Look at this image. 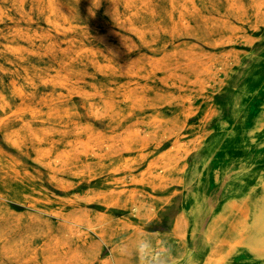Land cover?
I'll use <instances>...</instances> for the list:
<instances>
[{
  "label": "bare ground",
  "instance_id": "1",
  "mask_svg": "<svg viewBox=\"0 0 264 264\" xmlns=\"http://www.w3.org/2000/svg\"><path fill=\"white\" fill-rule=\"evenodd\" d=\"M108 1L113 9L117 6V0ZM161 1L168 2L170 6L165 11L161 9L156 11ZM247 1L249 2L246 3ZM17 2L20 7L22 0ZM156 2L157 6L150 0L124 2L128 12L119 18L122 24H129L152 52L161 53L162 56L155 61L140 56L136 62L134 61L136 66L148 71L143 76L147 81L145 85L136 89L128 86L97 93V97L102 100L101 103L97 107L89 105L88 109L106 123V130L98 131L92 125L84 126L75 122L74 110L67 107L60 96L43 97L37 83L39 75L30 68L25 67V74L22 73L26 86H19L14 78L10 90L0 89V131L10 145L22 152L33 149L37 154V160L49 168L52 177L57 170L54 168L55 164L62 165V172L80 174L94 163L95 167L90 170L89 177L101 178L102 187L107 189L105 193L99 194L95 201L102 202L109 209L119 207L139 216L143 215L145 205L137 202L135 196L128 190L127 184L129 181H137L132 178V171L137 161L136 158L131 157L132 154L136 152L137 158H144V148L148 145L140 137L137 129L141 128L139 127L141 115L150 108L153 114L147 121L153 125L167 122L169 136L173 135L175 138L171 149L160 154L139 180L144 188L165 195L160 201L164 205L168 203L170 205L175 192H168V182L176 172L183 173L188 163L185 161L180 169L172 164L177 161L176 153L185 147L181 143V136L188 126V119L196 114L195 111L185 108L187 98L183 92L198 88L205 76L208 78L215 76L214 59H207L208 56H203L202 51L199 53L201 56L197 57L189 54L193 48L187 43V38L196 37L205 44L218 48L235 41L236 34L231 32L233 18L251 21L254 23V28H259V22L264 24V0H156ZM32 4L44 13L46 21L60 33L81 30L80 32L90 37L93 35L92 31L88 27H79V23H100L81 0H32ZM159 28L169 37L166 42L159 43L154 36ZM102 37L109 39L114 38V35L106 33ZM76 44L77 41L66 40L68 49L64 50L66 54L61 55L63 64L58 74L53 77L46 76L43 81L54 87L71 86L73 73L68 68H72L75 60H83L89 56L84 48L75 50ZM114 49L120 50L121 58H127L122 47L116 46ZM169 49L170 52L167 51ZM10 51L20 56L19 61L14 62L24 64L26 56L23 55L22 48L12 46ZM6 60L10 59L6 58ZM106 62L114 77L118 68L113 62ZM158 71L162 72L159 79L156 76ZM140 73L132 72L131 81L139 80ZM169 86H174L176 91L173 92ZM166 104L174 108L171 118H167L162 111ZM102 108L104 109L101 110ZM219 115V109L208 105L202 126L205 127ZM224 127L225 121L219 122L217 126L206 129L203 138L212 139L216 128ZM257 127L264 129V118L259 120ZM219 144L212 147L210 141L205 144L203 139L198 138L187 150V156L192 150L198 152L204 149L205 161L208 164ZM231 157L232 153H230ZM156 166H160L159 175H153L152 170ZM180 175L176 182L189 186L195 172L190 169L189 172L186 171L185 177ZM0 179L6 191H9L12 185L28 188V185L24 184L23 165L20 159L8 156L2 149H0ZM259 187L262 193L258 192ZM243 190L245 193V188ZM248 190L242 198H233L225 202L221 212L210 223L206 238L211 252L205 264H227L229 259L241 249H245L256 258H264V179H261L257 185L250 186ZM6 197L7 193L0 191V201L4 202ZM46 201V195L32 197L29 207L39 210L40 207L46 206ZM0 205L2 223L9 216L10 209L5 208L3 203ZM73 213L60 212L58 218L65 226L86 224L89 228L95 229L101 239L113 245L111 258L105 259L103 264H164L165 260H162V256L165 254L157 253L143 243L142 235L138 234V226L130 222V219L116 222L112 215L106 214L100 216L98 223L93 225L88 214ZM44 216H28L31 222L43 223L47 227L48 239L44 240L46 242L40 250L27 251L22 246L4 245L1 257L7 258L11 264H75L79 254L77 251L67 249L66 234L72 237L79 235V232L73 228L60 231L61 228H55L52 220ZM140 219L146 221L149 217H140ZM189 224V215L183 209L176 217L173 233L187 241ZM119 230L122 232L118 233ZM194 234L195 230L192 236ZM84 244L89 249L95 245L90 237L85 238ZM189 252L187 244L180 257H184ZM172 258L175 256L171 253L168 260L170 264L173 262ZM198 260L197 257H191L187 264H199ZM168 261L166 264H169Z\"/></svg>",
  "mask_w": 264,
  "mask_h": 264
},
{
  "label": "rangeland",
  "instance_id": "2",
  "mask_svg": "<svg viewBox=\"0 0 264 264\" xmlns=\"http://www.w3.org/2000/svg\"><path fill=\"white\" fill-rule=\"evenodd\" d=\"M138 1L117 0V6L113 9L108 0H81L100 21L96 24L79 23V27H88L92 31L93 35L89 37L80 32L81 30L69 31L66 34L58 32L46 21L44 13L33 6L32 0H22L20 7L17 0H0V89L10 90L14 78L19 86H26L27 83H25L23 75L25 74L24 68H30L39 75L37 83L43 97L60 96L64 104L74 110L75 122L84 126L92 125L98 131L106 130V123L89 112L90 109H88L89 105L97 107L101 103L102 100L97 97V93L106 91V89L118 90V88L122 89L128 86L136 89V87L145 85L147 81L143 76L148 71L141 66H136L135 62L140 56H145L153 61L162 56L161 53L152 52L146 42L140 39L137 32L129 24L123 25L119 19L128 12L124 2L135 3ZM150 1L157 6L156 0ZM169 6L168 2L161 1L157 6L159 8L155 7V9L156 11L159 9L165 11ZM187 15L185 12V16ZM233 22L231 32L236 34L235 41L226 43L223 47H213L196 37L187 38V43L193 48L189 54L197 57L201 56L199 53L204 52L203 56H208L207 59H214L215 76L211 78L205 76L198 88L183 92L187 98L185 108L195 111L196 114L188 119V126L181 136V143L185 147L176 153L177 161L172 164L180 169L185 161L188 163L183 173L176 172L172 180L168 182V192H175L170 205L169 203L164 205L160 201L165 195L152 192L139 182L150 164L160 154L171 149L175 139L173 135L169 136L167 122L153 125L147 121L153 114L150 108H147L141 115L139 123L141 128H137L140 137L148 145L144 148V158H137L136 152L132 154L131 157L137 160L132 171V178L137 181H129L127 184L128 190L135 196L137 202L145 205L144 213L141 216L133 215L131 211L119 207L109 209L102 202L95 201L99 194L105 193L107 189L102 187L101 178L92 179L89 177L95 167L94 163L80 174L62 172V165L55 164L54 168L57 170L52 177L49 168L37 160V154L33 149L26 152L19 151L5 140L4 134L0 131V149L8 156L20 159L23 165L24 184L28 185L26 189L12 185V188L6 191L0 179V191L7 193V199L4 202L0 201V204L3 203L5 208L10 209L7 219L0 222V264H11L7 258L1 257L4 245L22 246L27 251L40 250L46 242L44 240L48 239L46 225L31 222L29 215H45L44 217L52 220L55 228H61L60 231L64 232L73 228L79 232V235L72 237H68L69 235L66 234L67 249L77 251L79 254L75 264H103L110 259L113 245L101 239L95 229L89 228L86 224L81 226L66 224L67 226H65L63 221L58 218V213L64 211L74 212L75 215L86 213L93 225L98 223L97 220L100 216L106 214L112 215L116 222L130 219V222L138 226V234L142 235L143 243L149 245L155 252L165 254L162 256V260H165L164 264L170 260L171 253L175 256L172 258L171 264H178L183 259L180 257V253L186 249L188 241L180 239L173 233V230L169 228V223L165 221V214L170 207L181 202L183 198L188 199L193 191L204 186L179 184L176 182L179 174L185 177L186 171L189 172L193 163L207 164L204 149L198 152L192 150L188 156L187 150L198 138L199 140L203 139L207 144L210 138L208 140L203 138L205 130L225 121L224 128H216L213 140L210 139L211 146L214 147L219 142L220 147L224 146L225 151L217 154L220 162L224 161V155L234 151L231 164H240L248 156L247 151L240 152L239 149H235L241 134L257 129L259 122L256 121L257 118L260 116L264 118V24L259 22V28H254V23L248 20L233 18ZM106 33L113 34L114 38L102 37ZM154 36L159 43L169 39L160 28ZM68 39L77 41L75 50L84 48L88 51L89 56L83 60H75L72 68H68L73 73L70 87H54L43 80L46 76L53 77L58 74V70L63 64L61 55L65 53L64 50L68 49L66 45ZM12 46L22 48L23 55L26 56L24 64L14 62L19 61L18 57L20 56L10 51ZM116 46L122 47L127 58L123 59L119 56L121 52L114 49ZM167 51L170 52L171 49ZM6 58L10 60H6ZM106 61L113 62L118 68L114 77ZM65 69L67 71V68ZM132 72H141L139 80L131 81L130 74ZM156 76L159 79L162 72L158 71ZM169 87L173 92L176 91L174 86ZM93 94L96 96H92ZM208 105L219 109L220 115L203 127L202 121ZM162 111L165 112L167 118H171L174 108L166 104ZM217 132H222V135H216ZM263 155L264 153H260L259 160ZM249 165H251L250 162ZM159 170L160 166H156L152 170L153 175H159ZM120 177L123 176L120 175ZM207 191L205 186L203 193H208ZM230 192L244 193V190L236 189L231 185ZM40 195L47 196L46 206L39 208L42 211L30 209V199ZM0 209H2L1 205ZM140 217H149V219L142 221ZM121 232L118 231V233ZM86 237L92 238V242L95 244L92 246L93 248L89 249L85 246Z\"/></svg>",
  "mask_w": 264,
  "mask_h": 264
},
{
  "label": "crops",
  "instance_id": "3",
  "mask_svg": "<svg viewBox=\"0 0 264 264\" xmlns=\"http://www.w3.org/2000/svg\"><path fill=\"white\" fill-rule=\"evenodd\" d=\"M262 118L263 116H260L256 121ZM216 135L221 136L222 132H217ZM237 144L236 150L247 151L248 156L245 160L240 164H231L230 153L234 152L231 151L224 155V161L220 162L217 154L225 150L224 146L220 147L219 144L208 164L193 163L190 166L195 172L191 185L204 186L193 191L188 199L183 198L181 202L170 207L165 214V221L172 230L176 217L183 209L189 215L187 241L190 252L178 264H187L191 257H197L199 264H205L211 252L206 232L213 218L221 212L225 202L233 198H242L249 191L250 186L257 185L261 179H264V155L259 160L260 153H264V129L257 128L244 132ZM229 185L240 190L245 188L246 191L245 193L230 192ZM205 186L208 193H203ZM258 192L262 193L261 187L258 188ZM193 230H195L194 236H192ZM227 264H264V258H256L245 249H241L229 259Z\"/></svg>",
  "mask_w": 264,
  "mask_h": 264
}]
</instances>
